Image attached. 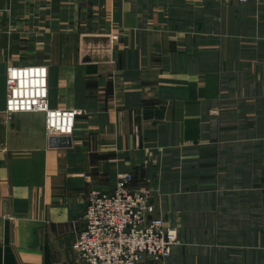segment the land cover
<instances>
[{
    "label": "crops",
    "instance_id": "crops-1",
    "mask_svg": "<svg viewBox=\"0 0 264 264\" xmlns=\"http://www.w3.org/2000/svg\"><path fill=\"white\" fill-rule=\"evenodd\" d=\"M87 1L105 13H89L87 32L118 28L117 52L85 51L80 0H0V264H79L88 197L129 173L155 185L146 155L181 140L200 176L158 179L168 217L183 213L170 264H264V145L240 146V127L209 113L251 107L248 138L264 140V0ZM34 65L48 69L50 107L82 113L67 147L49 146L44 114L4 118L8 70Z\"/></svg>",
    "mask_w": 264,
    "mask_h": 264
},
{
    "label": "built area",
    "instance_id": "built-area-1",
    "mask_svg": "<svg viewBox=\"0 0 264 264\" xmlns=\"http://www.w3.org/2000/svg\"><path fill=\"white\" fill-rule=\"evenodd\" d=\"M246 2L248 0H228ZM6 122L15 114L46 117L50 147H65L82 113L52 109L45 66H15L7 79ZM131 173L109 194L93 192L83 215L84 229L74 244L79 264H156L171 256L177 233L156 211L151 192L133 187Z\"/></svg>",
    "mask_w": 264,
    "mask_h": 264
},
{
    "label": "rangeland",
    "instance_id": "rangeland-1",
    "mask_svg": "<svg viewBox=\"0 0 264 264\" xmlns=\"http://www.w3.org/2000/svg\"><path fill=\"white\" fill-rule=\"evenodd\" d=\"M64 4L70 5L72 4L75 0H63ZM81 1V5L83 7L81 13L83 15V18H80V26L82 25V31L85 32H81V36L84 35V39H85V51H89L90 49H92L93 47H90V44L87 45V43H89L92 40H95L98 42H100L101 45H103L101 47V50L107 51V49H109L112 52H117L118 48L120 47V43L122 40V36L124 38V34L119 31L118 28L115 29H111V31L107 34L104 33H99L98 31H90L87 32L88 27L86 26V24H88L89 22H93L94 20L90 21V19H86L87 16L89 15V13L91 14V16L95 15V14H100L101 16H104V11H102V13H100L99 10V6H96L94 8H92V6H94V4H90L87 0H80ZM216 3L218 4H245L250 2L251 0H248L246 2H233V1H228V0H214ZM254 1H259V0H254ZM50 9L52 7L51 4H49ZM52 9H57V10H52ZM49 12V15L51 18L54 17H58L61 16L62 18H65L67 15V12H64L61 9L58 8H52ZM111 18V22H112V18H113V22H115L114 20V16H110L108 17V19ZM115 26V24H114ZM67 27V26H66ZM66 30L72 31L73 28L72 27H68L65 28ZM50 34L54 33V31L49 32ZM49 34V35H50ZM102 36L99 39L96 36ZM110 37V38H109ZM108 43H107V42ZM111 43V44H110ZM51 45V44H50ZM37 66V65H34ZM10 71V69L8 70V72ZM7 72V74H8ZM7 79H8V75H7ZM6 86H7V82H6ZM7 94H8V90H7ZM232 94V92H231ZM7 101V98H6ZM251 107H245L242 108L240 104L237 103V105L230 103V102H226L225 105L224 103H219L217 106H212L210 108V120L211 118L216 122L219 121V126H220V121L221 119L224 117V123L226 125H230L233 123H236L239 127H240V131H239V137L241 138L240 140V146H256V145H264L263 143V139L260 138L258 136V139H254V138H248V125L250 126V124H248V121L252 118L249 114V111ZM229 112H235V117H227L226 115ZM220 128V127H219ZM258 134V133H257ZM259 134H263L261 132H259ZM196 145H199L197 142H195ZM189 145L188 140H181L180 142H178L177 144H166V149L160 150L161 148L158 146H156L157 148H155V150L157 151V153H152L149 151V155H146L147 157V161L145 164H147V166L152 165L153 168L155 170H152L153 172V177L154 178H158L160 181L162 180L163 176L166 178H172V177H178V178H184L186 176H194L197 175V178H199L200 176V172L199 171H190L189 169L191 168V166L193 165V169L195 168V166L197 165L199 167V163H200V159L198 157V155H191V154H185L184 152H186V147ZM219 142H218V146H219ZM217 146V147H218ZM158 149L160 150V154L158 153ZM177 149L179 150V153H173V150ZM168 164H171L170 166H168ZM170 168V169H169ZM133 175V174H132ZM134 177V175H133ZM158 179L155 180V185L154 180H149L151 182L146 183L145 185L142 186H135V188H137L138 190L141 189H146L149 190L151 192L152 195V199H153V204L155 205L154 199L156 198L157 200V207L158 210L161 211L162 215H163V219L164 222L167 226H171L172 228L175 229L176 233H177V243L176 245H174L173 249H172V254L171 256H169L168 258L161 260L159 262H157L156 264H170V261L172 259L173 256V252L175 250V248L177 246H179L181 244V235H180V226H181V220H183V213L182 212H176V216L173 219H170L168 217V213H166L163 210V203H160V199L162 201V197L166 195V193L162 190V186H160V182L158 181ZM153 181V182H152ZM158 181V182H157ZM153 184V186L149 185ZM134 186V185H133ZM166 188L173 189V190H177L178 193H184V192H190L191 188H183V187H177V188H170L169 186H165ZM192 189H197L198 192H200L201 188H192ZM214 194V202L212 204V206L214 207V211H217L219 208V197L220 194L222 195V189L219 186H214L211 190ZM97 192V191H96ZM97 193H100L99 191ZM105 194H109V193H105ZM167 195H169L167 193ZM216 196V199H215ZM167 205V204H166ZM183 207H180V210H183ZM161 213L159 212L158 214L161 215ZM161 215V216H162Z\"/></svg>",
    "mask_w": 264,
    "mask_h": 264
},
{
    "label": "water",
    "instance_id": "water-1",
    "mask_svg": "<svg viewBox=\"0 0 264 264\" xmlns=\"http://www.w3.org/2000/svg\"><path fill=\"white\" fill-rule=\"evenodd\" d=\"M68 145H69V144H68ZM68 145H67V146H68ZM67 146H65V147H67Z\"/></svg>",
    "mask_w": 264,
    "mask_h": 264
},
{
    "label": "bare ground",
    "instance_id": "bare-ground-1",
    "mask_svg": "<svg viewBox=\"0 0 264 264\" xmlns=\"http://www.w3.org/2000/svg\"><path fill=\"white\" fill-rule=\"evenodd\" d=\"M110 38V37H109ZM111 44V43H110Z\"/></svg>",
    "mask_w": 264,
    "mask_h": 264
}]
</instances>
